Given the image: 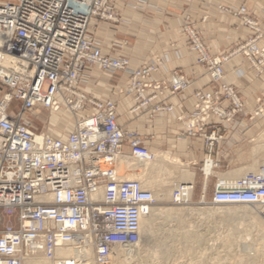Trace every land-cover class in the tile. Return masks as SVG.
<instances>
[{
  "label": "built area",
  "instance_id": "1",
  "mask_svg": "<svg viewBox=\"0 0 264 264\" xmlns=\"http://www.w3.org/2000/svg\"><path fill=\"white\" fill-rule=\"evenodd\" d=\"M120 2L0 0V264H22L30 257L84 264L83 258L58 257L63 248L78 254L89 249L94 264H111L116 247L138 243L140 222L156 205L150 191L137 180L124 179L125 172L117 168L120 158L147 162L155 154L136 131L118 125L116 101L89 97L79 87L91 68L104 75L124 73L125 93L139 100L132 112L164 91L173 97L190 87L187 77L176 72L150 81L168 62L166 56L131 69L127 57L103 53L97 36L105 25L122 24ZM218 9L252 35L230 52L211 56L195 30L183 26L197 64L217 85L194 91L191 113L177 118L186 135L208 150L204 173L207 164L210 170L218 167L210 156L223 139L220 125L264 111V99L246 110L236 89L223 82V67L235 57H243L256 73L264 72V26L245 6ZM148 90L154 93L146 97ZM172 109L154 105L150 115ZM41 111L64 114L71 128L60 136L38 134L31 117ZM192 191V183L178 184L171 199L188 204ZM209 204L250 206L264 220V167L234 181L219 180Z\"/></svg>",
  "mask_w": 264,
  "mask_h": 264
},
{
  "label": "crops",
  "instance_id": "2",
  "mask_svg": "<svg viewBox=\"0 0 264 264\" xmlns=\"http://www.w3.org/2000/svg\"><path fill=\"white\" fill-rule=\"evenodd\" d=\"M218 6L233 9L245 6L247 12L258 19L259 26H264V16L261 14L264 0H121L117 6L122 19L121 27L117 30H104L102 27L100 31L104 35L97 36L103 53L127 57L131 69L146 66L155 58L166 56L168 62L150 77V81L159 82L178 70L190 81L186 91L173 97L164 91L145 108L132 112V107L139 100L135 94L125 93L127 76L124 73L104 75L91 68L88 80L79 83L80 90L89 97L116 101L118 125L136 131L148 149L157 153L155 156L166 154L179 163H170V186L176 187L183 182L177 174V169L183 168L193 173V186L200 187L203 194L207 192L210 196L219 180H236L249 171L246 168L250 167L253 159L263 154L260 152L254 158L253 149L258 136L264 132V111L252 119L236 116L220 125L223 139L215 145L210 156L218 167L211 171L207 168L206 174L203 164L208 157L207 148L201 140L186 135L183 121L177 119L191 113L194 91L217 87L204 68L196 64V54L184 37L183 26L188 25L196 30L211 56L234 49L252 35L236 19L219 10ZM223 71V82L236 89L245 109H255L256 99H264V72L256 73L243 57L232 58L224 65ZM153 93L152 90L145 91V96ZM154 105H172L173 109L150 115ZM33 129L36 130L34 124ZM209 131L207 127L205 132ZM260 167L264 166L258 160L254 168Z\"/></svg>",
  "mask_w": 264,
  "mask_h": 264
},
{
  "label": "rangeland",
  "instance_id": "3",
  "mask_svg": "<svg viewBox=\"0 0 264 264\" xmlns=\"http://www.w3.org/2000/svg\"><path fill=\"white\" fill-rule=\"evenodd\" d=\"M109 26L110 27H108V25H105V26H103V29L106 30L108 28L109 30H117L119 27H121V25H116V27H113L112 25H109ZM182 31H183V29H182ZM195 32H196V30H195ZM103 33L104 32L100 31L101 35H104ZM108 33H110V32H108ZM196 34H197V32H196ZM197 36L199 37L198 34H197ZM184 37H185V35H184ZM185 39H186V37H185ZM196 64H197V62H196ZM173 72L184 75L183 73H181L178 70H175ZM1 92H2V88L0 86V93ZM16 108H17V103H13L12 109H16ZM34 118L31 117V121L35 125V128H36L38 134H40L42 132H47L46 130H47V128H49L50 131H48V133H51L55 136H58L59 133L57 132V130L64 129V128H66V129L70 128V125L64 120L61 121V118L59 116H57V114H48L47 112L41 111L39 116L34 117ZM50 118H51V122H50ZM50 124H51V126L49 127ZM260 135L258 136V139L255 143V145H257V146H260L259 145V142H261L260 141L261 140ZM260 144H262V143H260ZM256 152H259V153L257 154ZM263 153H264V151H263ZM154 154L156 155L157 153H154ZM253 154L255 156L254 158H256V156H258L260 154V150L255 149ZM255 154H257V155H255ZM258 160L261 161L262 164L264 165V157L262 158L261 156H258L257 159H253V163L250 166H252V168H254L255 164H256L255 161L258 162ZM132 162H134V161H132ZM131 168H134V167H131ZM164 168H165L164 171L160 170V173H159V171H147V172H145V171H141V170H136V172L138 173L136 175L138 178H140L141 182L146 183V184H144L145 185L144 187L147 190H149V191H151V189L152 190H159L160 189L159 187L161 186L160 184L162 182H169V184H170V179H169L170 178V166H167ZM207 168H209L208 164L204 170L205 173L208 172ZM258 169L259 168H257V169L254 168L253 173H256L258 171ZM154 172L155 173L157 172V174L155 175ZM167 172H169V173H167ZM142 173H145V176H143V179L144 180L146 179L145 181L142 180V178H141ZM148 174H149V177H148ZM168 175H169V177H168ZM148 181H150L149 184H147ZM151 182L154 184H156V183L157 184L153 185ZM173 189H174V186L171 185L168 188V190H169L168 191V198L157 201L156 205H154V207L181 209V210L189 211L190 213L193 211L191 213L192 216L186 218L185 222L182 225H179L178 223L173 222V221L169 222L168 220H161V219L158 220L156 223L157 225L155 224L154 235L152 237H150L148 240H146V243H143V244L140 243L139 246H137L138 245V243H137L136 245H131V247H129V248L135 247L137 252L135 251L136 253H134V254L131 253V255H130L131 257H129V255H128L127 257H129V258L126 257L125 264L126 263L127 264L128 263L129 264H264V250H263L264 249V247H263L264 246V241H263L264 239L261 238V240L263 242L262 243L261 240L260 241L258 240L260 237L258 238L257 236H255L256 233L254 234V231L251 232L250 230L247 229V232H246V230L244 229L246 222L244 221V219H241V220L239 219L242 216H244V214H245L244 209L248 208V209L254 210V208H252L250 206H245V205H211V204H209V201L211 199V196L209 195V193L205 192L203 194L201 191V188L198 186H195V185L193 186L192 197L190 199V202L188 204H185V205H176L173 203V201L171 199V194H172ZM161 190H163V189H161ZM193 209H195V210H193ZM228 209H234L231 211V213L229 212L232 217H230V214L227 213ZM235 210H237L238 212H234ZM239 211L240 212L243 211L244 212V213L242 212L243 215ZM195 212H198V214L200 213L201 215H198V217H196L195 214H197V213H195ZM234 213H237L236 214L237 216ZM227 214L229 216H227ZM238 214H239V216H238ZM223 216L224 217L227 216V217L224 218ZM235 216L237 219L235 218ZM258 217L260 218V220H263L259 214H258ZM227 218L228 219L231 218V219L228 220ZM223 219H225V220H223ZM164 221H166V222H164ZM239 222H240V224H239ZM182 227L184 228V230ZM239 228L242 231L244 230L246 235L244 234V231L242 232ZM171 230H174V232L173 231L171 232ZM186 230H188L187 232L194 233L195 235L197 234L196 237L199 238V242L197 241V238H196L197 244L191 243L192 246L188 245L189 246L188 250L187 249L182 250L183 246L178 244L180 238L177 236L170 238L169 235H170V233L171 234L175 233L178 235L179 233L181 234V231H182V233H185ZM250 234H251V236H250ZM256 237H257V240H256ZM230 238L232 239L231 243H230V241H228L229 246H226L225 245L227 243L226 239L230 240ZM157 242L159 244H163V245H165V243L168 242V245H172L176 249L172 250L171 252L169 250V255H167L165 257L162 255V253L159 252L161 255L160 256L158 255V257L154 258L153 256H155V255H153V252L151 249L153 247L159 245V244H157ZM259 242H261V244H262L261 248H260L261 244H259ZM230 244H231V246H230ZM117 248L123 249V248H128V246L127 247H125V246L124 247H117ZM137 248H139L140 250H138ZM151 252H152V254H151ZM161 257H163V258H161ZM262 258H263V260H262ZM163 259H165V260H163ZM233 259H235V260H233ZM230 261H231V263H230ZM256 261H258V262H256Z\"/></svg>",
  "mask_w": 264,
  "mask_h": 264
},
{
  "label": "bare ground",
  "instance_id": "4",
  "mask_svg": "<svg viewBox=\"0 0 264 264\" xmlns=\"http://www.w3.org/2000/svg\"><path fill=\"white\" fill-rule=\"evenodd\" d=\"M55 114V113H54ZM57 116H59L60 118H61V121L62 120H64V121H66L69 125H70V128H71V122H68V120H66V119H64V114H61V113H57ZM65 122V123H66ZM52 124V123H51ZM69 128V129H70ZM68 128L66 129V128H64V129H59V130H57V132L59 133L58 134V136H60V134L61 135H63L65 132H67L68 130H69ZM261 137H260V141L261 142H259V145L260 146H257V145H255L254 146V148L256 149V150H260V152H262L263 153V151H264V132H262L261 133V135H260ZM260 143H262V144H260ZM258 144V143H257ZM259 147V148H258ZM258 148V149H257ZM254 149V150H255ZM254 150H253V152H254ZM257 154L259 153V152H256ZM257 154H255V155H257ZM261 157L263 158L264 157V153L263 154H261ZM131 161V159H126V158H120L119 159V161H118V166H117V168L119 169L118 171H120V172H122V171H124L125 173L123 174V177H124V179H130V180H137V181H139L140 183H141V185H142V187L144 188V189H146L144 186V184H146V183H143V182H141L140 181V178H138L137 177V175L136 174H138L137 172H136V170H141V171H145V172H147V171H159V173H160V170H163L164 171V167H167V166H170V163H173L174 165H176V163H178L177 161H175V160H172V159H170V156H168V155H166V154H161V155H157V156H154V159L152 160V161H147V162H139V161H137V160H133L132 159V161H134V162H130ZM255 163H257L256 161H255ZM179 164V163H178ZM182 166V165H181ZM264 166V165H263ZM131 167H134V168H131ZM254 167V166H253ZM177 169V168H176ZM246 170H249V171H247L248 173H253V171H254V168H252V166H250V167H248V168H246ZM127 171H128V173H127ZM238 171V170H237ZM241 172H242V170H240ZM247 172H246V174H247ZM155 173V172H154ZM162 173V172H161ZM167 173H169V172H167ZM237 173H239V171L237 172ZM237 173H236V175H237ZM243 173V172H242ZM157 174V172L155 173V175ZM165 174V173H164ZM177 174H178V176L180 177V179L184 182V184L185 183H192V180H193V173L192 172H190V171H188L187 169H177ZM240 174V173H239ZM244 174V173H243ZM245 174V175H246ZM242 175V174H241ZM240 175V176H241ZM143 176H145V173H142L141 174V178H142V180H144L143 179ZM237 176H239V175H237ZM244 175H242V177H243ZM148 177H149V174H148ZM168 177H169V175H168ZM170 177H171V175H170ZM236 176L234 175V177L233 178H235ZM242 177H240V178H242ZM155 178V177H154ZM239 177H238V179H240ZM163 179V178H162ZM170 179V178H169ZM230 179H232L231 177H230ZM146 180V179H145ZM144 180V181H145ZM151 180V179H150ZM153 180V179H152ZM236 180H237V178H236ZM230 181V180H229ZM232 181H234V179L232 180ZM147 182V181H146ZM149 182L150 181H148V183L147 184H149ZM162 182V181H161ZM181 182V181H180ZM182 182V183H183ZM152 183V182H151ZM153 185H156V184H154V183H152ZM161 185V186H160ZM159 186V190H152L151 189V193H152V196H153V198L155 199V201L157 202V201H159V200H162V199H167L168 198V188L170 187V184H169V182H162L161 184H160ZM155 187V186H154ZM175 187V186H174ZM161 189H163V190H161ZM147 190V189H146ZM149 191V190H148ZM170 195V194H169ZM191 197H192V192L191 193H189V195H188V198L189 199H191ZM227 209V208H226ZM193 210H195V209H193ZM197 210V209H196ZM232 210H234V209H228V214H230L231 213V211ZM192 211V210H191ZM193 212V211H192ZM191 212V213H192ZM230 212V213H229ZM234 212H238L237 210H235ZM240 212V211H239ZM243 212V211H242ZM242 212H240L241 214H242ZM244 212H245V214H244V216H242L241 214V218H239L240 220L241 219H244V221L246 222V224H245V230H246V232H247V229L248 230H250L251 232L252 231H254V234H255V236H257L259 239V241L261 240V238L262 239H264V221L263 220H260V218L258 217V211L256 210V209H254V210H252V209H244ZM243 212V213H244ZM191 213L189 212V211H185V210H181V209H173V208H158V207H152V209H151V211L149 212V214L147 215V216H145V217H143L142 218V220H141V222H140V233H139V241H138V245L137 246H139L140 245V243H146V240H148L150 237H152L153 235H154V232H155V224L157 223V221L158 220H168L169 222L170 221H173V222H176V223H178L179 225H182L184 222H185V220H186V218H188V217H191L192 215H191ZM195 213H197V214H195V216L196 217H198V215H201L200 213L198 214V212H195ZM204 213V212H203ZM233 213V212H232ZM206 214V213H205ZM227 214V216H229ZM235 215L237 214V213H234ZM233 214V215H234ZM221 215V214H220ZM223 215V214H222ZM226 216V217H227ZM237 216V215H236ZM236 216H235V218H236ZM238 216H239V214H238ZM205 217V216H204ZM208 217V216H207ZM224 217V216H223ZM226 217H224V218H226ZM230 217H232L231 216V214H230ZM234 218V219H235ZM228 219V218H227ZM231 219V218H230ZM230 219H228V220H230ZM237 219V218H236ZM235 219V220H236ZM223 220H225V219H223ZM243 221V220H242ZM164 222H166V221H164ZM165 224V223H164ZM239 224H240V222H239ZM157 225V224H156ZM180 228V227H179ZM183 228V227H182ZM236 229V228H235ZM240 229V228H239ZM181 230V229H180ZM183 230H184V228H183ZM241 230V229H240ZM174 232V230H171V232ZM178 231V230H177ZM188 230H186L185 231V233H182V231H181V234L179 233L178 235L177 234H171L170 233V235H169V237L170 238H172V237H174V236H177V237H179L180 238V240H179V242H178V244L179 245H181V246H183L182 247V250H185V249H189L188 247V245H191V243L192 244H194V243H196L197 241L199 242V238L198 237H196V235L194 234V233H191V232H187ZM194 231V230H193ZM242 231V230H241ZM244 231V230H243ZM242 231V232H243ZM249 231V232H250ZM170 232V231H169ZM176 232V231H175ZM179 232V231H178ZM177 232V233H178ZM184 232V231H183ZM195 232V231H194ZM250 232V233H251ZM169 234V233H168ZM230 234V233H229ZM244 234H245V231H244ZM249 234V233H248ZM228 235V234H227ZM243 235V234H242ZM246 235V234H245ZM226 236V235H225ZM250 236H251V234H250ZM241 237V236H240ZM257 237H256V240H257ZM196 238H197V241H196ZM231 238H230V240H227L226 239V241H227V243L225 244L226 246H229V244H228V241H230V243H231ZM225 241V242H226ZM264 241V240H263ZM224 242V241H223ZM261 242H262V240H261ZM261 242H259V244H261ZM263 243V242H262ZM157 244H159L158 242H157ZM197 244V243H196ZM192 246V245H191ZM230 246H231V244H230ZM259 246V245H258ZM257 246V247H258ZM261 246H262V244L260 245V248H261ZM121 247H124V246H121ZM125 247H127V246H125ZM129 247H131V246H129L128 245V248H115L114 249V253H113V257H112V261H111V264H125V261H126V257L129 255V257H131L130 255H131V253H136L137 251H136V248L134 247V248H129ZM141 247V246H140ZM264 247V246H263ZM262 247V248H263ZM181 248V247H180ZM138 250H140L139 248H137ZM174 249H176V248H174L172 245H168V242H166L165 243V245H163V244H159V245H157V246H155V247H153L151 250H152V252H153V255H155V256H153L154 258L155 257H158V255L160 256L161 254L160 253H162V255L165 257V256H167V255H169V250H170V252L172 251V250H174ZM259 249V248H258ZM150 250V251H151ZM179 250V249H178ZM260 250V249H259ZM264 250V249H263ZM262 250V251H263ZM136 251V252H135ZM148 251V250H147ZM176 251V250H175ZM152 252H151V254H152ZM160 252V253H159ZM140 254V253H139ZM56 255L58 256V257H64V258H67V257H77V258H83V263L84 264H94V262H93V260H92V254H91V251L88 249V250H86L85 252H81L80 254H78V252L76 251V250H74L73 248H63V249H61V250H58L57 252H56ZM171 255V254H170ZM152 256V255H151ZM129 257H127V258H129ZM141 258V257H140ZM161 258H163V257H161ZM163 260H165V259H163ZM233 260H235V259H233ZM261 260V259H260ZM262 260H263V258H262ZM130 261V260H129ZM141 261V260H140ZM227 262V261H226ZM256 262H258V261H256ZM218 263V262H217ZM230 263H231V261H230ZM261 263V262H260ZM22 264H51V262L49 261V260H47V259H45V258H43V257H30V258H25V259H23V262H22ZM127 264V263H126ZM129 264V263H128Z\"/></svg>",
  "mask_w": 264,
  "mask_h": 264
}]
</instances>
